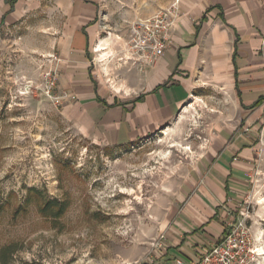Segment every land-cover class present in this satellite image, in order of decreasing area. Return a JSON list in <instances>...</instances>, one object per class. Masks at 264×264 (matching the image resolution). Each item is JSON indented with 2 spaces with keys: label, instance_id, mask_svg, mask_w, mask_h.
Instances as JSON below:
<instances>
[{
  "label": "rangeland",
  "instance_id": "374dc122",
  "mask_svg": "<svg viewBox=\"0 0 264 264\" xmlns=\"http://www.w3.org/2000/svg\"><path fill=\"white\" fill-rule=\"evenodd\" d=\"M68 1L0 0V251H14L0 264H167L159 259L177 190L219 130L242 124L239 112L208 86L155 133L123 146L91 139L65 116L57 88L47 94ZM96 1L107 42L99 64L106 85L123 95L140 74L125 56L134 18L126 15H152L172 0ZM254 127L258 154L238 205L254 240H264V107ZM48 202L64 204L62 215L43 216ZM256 228L263 233L255 237Z\"/></svg>",
  "mask_w": 264,
  "mask_h": 264
},
{
  "label": "crops",
  "instance_id": "0c3cea01",
  "mask_svg": "<svg viewBox=\"0 0 264 264\" xmlns=\"http://www.w3.org/2000/svg\"><path fill=\"white\" fill-rule=\"evenodd\" d=\"M82 1L69 0L60 15L63 23L52 69L63 113L91 139L123 146L155 133L195 92L208 86L225 91L239 112L242 124L219 130L176 193L173 221L164 239L166 253L159 261L193 260L215 243L222 224L232 219L228 210L240 209L258 154L254 125L264 104L250 107L264 96V0H180L171 44L151 65L137 62L138 84L128 86L130 91L123 95L106 85L104 64H99L101 51L96 47L105 38L100 5ZM259 231L263 233L256 228L255 237Z\"/></svg>",
  "mask_w": 264,
  "mask_h": 264
},
{
  "label": "built area",
  "instance_id": "2783aa9c",
  "mask_svg": "<svg viewBox=\"0 0 264 264\" xmlns=\"http://www.w3.org/2000/svg\"><path fill=\"white\" fill-rule=\"evenodd\" d=\"M179 4L180 0H172L165 9L127 23L125 50L130 59L148 66L163 56L171 44L170 35L179 16ZM56 77L54 69L47 73V94L55 89ZM228 213L232 219L222 224L220 236L215 243L197 252L193 260L176 258L172 264H258L254 243L263 245V241L254 240L247 224L248 212L236 208L234 211L228 210Z\"/></svg>",
  "mask_w": 264,
  "mask_h": 264
},
{
  "label": "trees",
  "instance_id": "16d2710c",
  "mask_svg": "<svg viewBox=\"0 0 264 264\" xmlns=\"http://www.w3.org/2000/svg\"><path fill=\"white\" fill-rule=\"evenodd\" d=\"M261 104H264V98L263 97H261L259 100H257L250 108L257 107ZM65 208H66L65 205L62 203L48 202L41 207L40 213L43 216L51 214L54 218H58L60 215H62ZM9 252H14V251L11 250L10 247L3 248L0 251V260L4 259L5 258L4 256H6V254H8Z\"/></svg>",
  "mask_w": 264,
  "mask_h": 264
},
{
  "label": "bare ground",
  "instance_id": "6f19581e",
  "mask_svg": "<svg viewBox=\"0 0 264 264\" xmlns=\"http://www.w3.org/2000/svg\"><path fill=\"white\" fill-rule=\"evenodd\" d=\"M106 45H107L106 40H100L99 43H98V45H97V47H96L97 51H101V53H103L102 50H105L106 49L105 48ZM103 55H104V53H103ZM255 248H256L255 249L256 256H258V258L261 257V256H264V253H263V250H262L263 247H260V246L258 247V245H256Z\"/></svg>",
  "mask_w": 264,
  "mask_h": 264
}]
</instances>
